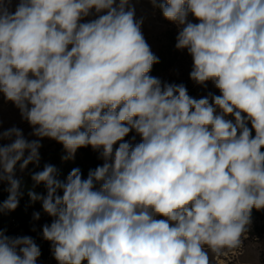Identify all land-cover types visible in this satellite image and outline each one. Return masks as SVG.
Segmentation results:
<instances>
[{
	"label": "clouds",
	"instance_id": "9594fccd",
	"mask_svg": "<svg viewBox=\"0 0 264 264\" xmlns=\"http://www.w3.org/2000/svg\"><path fill=\"white\" fill-rule=\"evenodd\" d=\"M151 2L178 26L190 79L219 95L149 75L159 59L130 0H18L14 12L0 0V94L32 135L103 161L86 179L77 168L61 181L51 165L32 176L58 264H210L208 251L240 248L252 209H264V0ZM0 140V211H13L15 165L38 162L41 144L17 127ZM40 256L32 237L0 232V264Z\"/></svg>",
	"mask_w": 264,
	"mask_h": 264
},
{
	"label": "rangeland",
	"instance_id": "374dc122",
	"mask_svg": "<svg viewBox=\"0 0 264 264\" xmlns=\"http://www.w3.org/2000/svg\"><path fill=\"white\" fill-rule=\"evenodd\" d=\"M18 0H13L11 10L14 12ZM130 3L135 8L136 20H142L141 31L143 36L150 46L152 53L157 56L160 51L165 49L164 64L152 66L149 75L159 78L162 82L184 84L190 96L201 98L209 93L219 95V91L214 87L212 82H207L206 86L196 84L190 79L192 70V57L187 50H179L176 48L177 36L179 32L178 26L168 21L158 12L157 7H154L151 0H130ZM96 18L95 15L86 17L83 22ZM189 20L196 23L191 15ZM167 48V49H166ZM232 119L233 117L228 116ZM12 127H17L22 130L24 137L29 140L40 141L38 162H32L23 170L20 164L23 160L17 162L14 168V178L19 181L18 206L13 211H0V232L10 236L7 230L8 218L11 214H18L24 220V225H20L21 236H30L41 250V256L37 260V264H58L51 251V242L46 241L42 237V228L45 224L52 222V217L44 212L42 201H32L29 192L34 191L41 196L47 194L43 183L37 184L32 176L44 170L46 165H51L56 169L57 179L66 181L68 174L73 169H79L82 173V178L86 179L89 172L85 170L91 164V158H98V152L94 151L91 146L81 147L76 150L74 155L63 156L56 161L50 155L57 147L64 148L61 143L49 138L40 139L32 135L33 129L29 123L22 119L19 109L10 101L4 99L0 94V133ZM251 129V124H248ZM134 133H130L125 139H130ZM252 136H255V130L252 129ZM139 140V137H137ZM10 143L8 140H0V146ZM264 151V149H262ZM28 152H25V158ZM65 158H70L77 162L75 165L64 162ZM99 159V158H98ZM102 161L101 159H99ZM103 162V161H102ZM92 169L91 171H94ZM10 185L7 180L0 181V196L9 195ZM62 195V191L58 193ZM2 205V202H0ZM39 213L40 218L35 219L34 214ZM163 218V217H158ZM243 244L240 248L226 251L222 254H213L208 251L210 264H264V209H252L251 222L247 226V232L242 237ZM82 264H87L83 261Z\"/></svg>",
	"mask_w": 264,
	"mask_h": 264
},
{
	"label": "trees",
	"instance_id": "16d2710c",
	"mask_svg": "<svg viewBox=\"0 0 264 264\" xmlns=\"http://www.w3.org/2000/svg\"><path fill=\"white\" fill-rule=\"evenodd\" d=\"M158 9V12L160 14H162V11L157 7ZM167 49V48H166ZM165 49L161 50L160 53L156 56L158 57L159 59V62L158 63H155L153 66H158V65H162L164 64V52ZM50 155L52 156V159L53 160H57L58 158L60 157H63V156H70V154L64 150L63 148H60V147H57L55 150H53V152L50 153ZM92 159V162L91 164L88 166V168L85 170L86 172H90L92 169H96L98 166H101L103 164L102 161H100L98 158H91ZM64 162H66L67 164H71V165H75L77 162L75 161H72L70 158H65ZM9 195L7 196H0V202H3L6 201L8 199ZM12 219H16L20 222V225H24V220L22 217H20V215L14 213V214H11L8 218V226H7V230L9 231V233L11 234V229H10V222Z\"/></svg>",
	"mask_w": 264,
	"mask_h": 264
},
{
	"label": "built area",
	"instance_id": "2783aa9c",
	"mask_svg": "<svg viewBox=\"0 0 264 264\" xmlns=\"http://www.w3.org/2000/svg\"><path fill=\"white\" fill-rule=\"evenodd\" d=\"M10 229H11V237H20L21 236V229H20V222L16 219H12L10 222Z\"/></svg>",
	"mask_w": 264,
	"mask_h": 264
}]
</instances>
